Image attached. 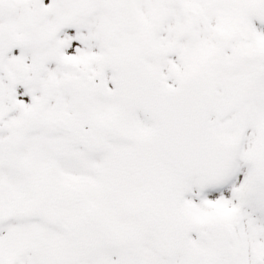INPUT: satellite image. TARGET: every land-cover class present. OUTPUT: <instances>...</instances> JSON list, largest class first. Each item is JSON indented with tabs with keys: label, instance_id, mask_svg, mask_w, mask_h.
Here are the masks:
<instances>
[{
	"label": "snow or ice",
	"instance_id": "obj_1",
	"mask_svg": "<svg viewBox=\"0 0 264 264\" xmlns=\"http://www.w3.org/2000/svg\"><path fill=\"white\" fill-rule=\"evenodd\" d=\"M0 264H264V0H0Z\"/></svg>",
	"mask_w": 264,
	"mask_h": 264
}]
</instances>
